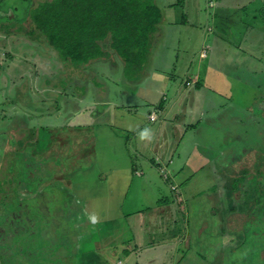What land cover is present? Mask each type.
<instances>
[{
  "label": "crops",
  "instance_id": "crops-1",
  "mask_svg": "<svg viewBox=\"0 0 264 264\" xmlns=\"http://www.w3.org/2000/svg\"><path fill=\"white\" fill-rule=\"evenodd\" d=\"M155 4L161 14L150 38L144 68L139 73L127 72L122 57L111 47V38L102 42V52L107 56L102 55L81 63L62 59L59 52L46 41L48 46L44 51L45 58L51 59V52H56L59 57L55 64L57 74L65 82L59 88L60 100L57 97L58 100L54 102V109H58V112L46 111V108L43 110L45 113L52 111L48 116L56 119V122L50 123L53 119L47 118L43 121L48 125L49 132V135L45 133L42 137L45 138L43 147L40 141V146L29 145L25 151L20 147L14 152L12 146L4 153L0 149V168L3 154L10 155L6 164L8 169L9 164H15L19 158L23 168L18 171L26 172L25 180L32 184L29 188L32 197L43 196L37 189L40 180L45 185L42 188L44 194H48L49 189L55 186L63 190L71 188L69 191L74 192L77 202L71 205L70 199H67L61 203L65 205L61 213L67 221L64 220L65 230L69 227L68 222L76 223L81 229L74 227L82 236L88 230L95 233L96 230L90 228L99 221H107L113 227L115 221L125 219L128 224L123 235L128 233L130 237L124 239L123 246L130 247V241H135L136 245L133 249L131 247V253L127 251L126 262L130 255L137 264H264V240L248 238L259 234L264 236V232L253 227L245 231L231 230L229 226L235 228L236 225L228 224L234 212H240L242 216H255L257 213L264 216V184L258 183L264 182V178L261 175L253 177V172H250L235 180L236 185H228L220 177L224 169L221 164L225 161L222 153L228 152V148L225 146L220 150L219 145L223 146V143L200 133L203 124L209 121L244 124V117H248L251 125H257L260 117L264 119V95L260 100L256 98L255 102L249 103L243 99L236 101L232 95L236 82L240 83L238 88L245 89L244 86H250L253 77L257 79L255 89L264 92V49L258 45L264 38V0H155ZM183 26H188L190 31L194 26L200 27L202 33L196 41H192L193 35L185 38L182 50L189 57L183 68H179L177 58L182 52L181 48L172 46L163 49L162 45L167 39L164 30H179ZM198 52L201 60L199 66H194L192 70L193 54ZM157 59H161L160 66L154 69L152 66L157 63ZM164 59L167 62L162 63ZM172 62L176 65L173 68L170 64ZM163 64H168V67L161 73L159 70H162ZM180 70L184 78L178 79ZM191 72L194 75L189 80L187 78ZM108 76L117 84L115 87L118 90L111 87ZM66 88L71 89V94L66 93ZM115 90L119 96L124 94L125 101L117 102L116 97L112 100L109 91ZM99 91L103 93L98 94ZM134 96L137 98L132 99ZM221 97L226 99L221 102ZM153 113L157 116L155 120L151 118ZM33 114V111L27 114L30 121L36 117ZM1 119L9 120L7 117ZM16 127H0V133L10 139ZM28 128L33 130L30 125L19 127L20 130ZM235 130L238 139V131L243 130V125H238ZM245 132L247 135L252 134L248 127ZM141 133L146 134L141 136ZM261 135L254 145L245 147L244 153L257 150V146H260L257 140ZM52 146L58 150L62 147V151L54 157H62L63 163L61 160L44 157L51 152L48 149H54ZM239 149L243 153L241 143ZM138 155L143 161L141 164L148 163L165 179L171 178L175 184L173 187L181 188L182 196L179 200H161L155 190L148 192L144 188L140 196L142 193L151 196L153 200H147L148 206L140 203L134 213L154 208L156 213L152 216L151 226L157 229L160 223L165 224L166 218L171 217L174 222H178L172 201L184 204V208L187 205L188 211L190 201L202 204L199 210L205 207L209 219H202L199 227L201 234L211 229V219L214 222L219 220V223L216 222L215 241L200 246L203 253L196 254L193 244L184 245L185 235L194 234L189 229L191 224L184 235L180 234V239L176 236V240L167 243L150 240L148 245L142 246L140 239L136 238V232L143 230L139 223L129 221L130 217L122 208L125 207L135 175L144 174L138 172ZM56 163L61 166L57 168ZM63 165H67L65 168L69 170H61ZM52 169L56 173L50 179L48 174H52ZM53 179L54 183L48 184ZM78 188L82 190L78 191ZM29 191L20 190L19 193L25 197ZM131 196L134 197V194ZM43 208L47 211L45 202ZM194 214L191 212V215ZM44 217L48 221L41 226L48 228L52 225L55 231V225H58L55 219L50 215ZM113 231L110 230V233ZM7 232L6 241H11L14 233L10 235ZM40 238L37 248L33 243H28L32 248L27 247V250L37 252L36 249H44L47 254L43 258L48 254L52 255L50 258L60 255L61 243L56 233L54 237ZM9 247L3 244L1 236L0 251L7 264H14L15 255L13 250L8 251ZM16 251L19 252L16 255L21 252L24 260L29 261L31 256L23 247H17ZM123 251H126L124 247ZM38 258L36 256L34 260ZM114 259L111 258L112 264ZM118 262L125 264L122 257ZM87 264L111 263H105L103 257L97 255Z\"/></svg>",
  "mask_w": 264,
  "mask_h": 264
},
{
  "label": "rangeland",
  "instance_id": "rangeland-1",
  "mask_svg": "<svg viewBox=\"0 0 264 264\" xmlns=\"http://www.w3.org/2000/svg\"><path fill=\"white\" fill-rule=\"evenodd\" d=\"M39 1L45 0H0V127L13 125L16 127L17 125V127L14 128V133H12V137H10V139L5 137L6 134L0 133V149H2V153L7 151L10 146L14 148V152L20 147L21 150L25 151L29 145H32L33 147L40 146V141H42L41 147H43L45 138L43 139L42 137L45 133H47L48 129V125H45L46 122L43 121H45V118L53 119L51 116H48L51 115L52 111L54 113L58 112V109H54V106L56 105L54 102L58 100L57 97L60 100V93H58L59 88L60 86L65 85V82L62 81L57 74L58 70L55 64L58 62L59 57H57L56 52H54V54L51 52V59L48 60V58H45L44 51L48 46V43L46 42L47 37H37L33 33L34 27L30 18V11ZM187 27L188 26H183V28H180L179 30H164V32H166L165 38L167 39L162 45V48L167 49L172 46H179L181 48V52L184 42L186 41L185 38H189V35H193L194 39L192 41H196L202 33L200 30L201 28L194 26L192 31H190ZM181 38L183 39L181 40ZM258 45L264 49V38L259 41ZM204 53L206 54V51H204ZM6 54H9L7 55V57H9L8 60H4L3 58ZM179 54L180 56L177 58V66L179 68H183L189 56L186 55L183 50ZM200 58V52H198V54L195 53V55L193 54L192 70L194 66H199V61L201 60ZM160 61L161 59H157V63L154 64L152 68H159ZM165 62L167 61L164 59L162 63ZM170 64L172 68L176 66L174 62ZM162 66L163 68L162 70H159V72L164 73L168 64H163ZM178 73V79L184 78L181 70L178 71ZM193 75L194 74L191 72L188 74L189 77L187 79L191 80V76ZM246 78H248V76ZM25 80L27 81L26 86L28 87L22 85V88H20L21 84L25 82ZM256 80L257 79L255 77L250 80V86L252 88H250V86L242 85L245 89L238 88L240 83L236 82L235 91L232 92L233 98L236 101L243 99L248 103L255 102L254 100L256 98L260 100L263 97L264 92L255 89ZM108 81L112 83L111 87L114 86L113 88L118 90V88L115 87L117 84L113 82V79L109 76ZM184 82H186V80ZM24 89H29V91L24 92ZM116 90L114 92L109 91V96L112 100L116 97L115 101L117 102L125 101L124 94L119 96L118 91ZM70 91L71 89L66 88L67 94H71ZM240 92L243 94L241 95ZM101 93L103 92L99 91L98 94ZM91 94H93V92H91ZM134 98L137 97H132V99ZM225 99L226 98L223 97L221 102ZM45 108L46 111L48 109L52 111L45 113L43 111ZM255 108L256 107H254V109ZM31 111H33L36 117L30 121L27 114ZM3 117H7L9 120H2L1 118ZM10 119H13L14 121ZM55 120L56 119L51 120L50 123H55ZM21 125H30L33 130L29 128L26 130H20L19 127ZM238 125H243V130L238 131L239 140L235 136V128ZM247 127L252 132L251 135L246 134L245 129ZM200 133L208 138L216 139L221 144L223 143V146L219 145L220 150L225 148V146L228 148V152L224 154L222 153V158H224L225 161L221 164V167L223 165L224 169L223 173L220 175L221 178L228 182V185H236L235 180L240 177H245L250 172H253L251 173L253 177L261 175L262 178H264L263 118L260 117V122L257 125H251L248 117H244V124H233L229 122L215 123L209 121L207 124H203V129ZM47 134L49 135V132ZM259 134L263 135H261V137L257 140V143L260 145L257 146V150L254 149L244 153L245 147H251L254 145ZM132 138H134V136ZM240 143L242 145L241 150L244 154L240 152ZM51 148H54V151L48 149V151L51 152L47 156L44 155V157L62 161V157H54L55 154L62 151V147H60L59 150L55 149L53 146ZM3 155V161H1L2 168H0V200L2 199L0 201V207L3 208L0 209V216H3L0 217V233L1 231H3V233L0 234V237L2 236L3 238V244L10 246L8 251L13 250L15 255L14 264L17 262H19V264H87L91 261L92 257L94 258L97 255H101L105 260V263L112 264L113 261H111V258H115L114 264H119L118 259L122 257L125 264H137L134 258H131L130 255L129 260L126 262V258L128 256L125 255L127 254V251L131 253V247L133 249L136 245H134L135 241H130L128 242L130 247L123 246L124 239H128L130 237L128 233H124L123 235V230L126 229L128 224L125 219L115 221L113 227L110 226V223L107 221L102 223L99 221L95 226L90 228L95 229V233L88 230L82 236L81 233L74 227L76 226L78 227L77 229H81V226L76 225V223L72 224L71 222H68L69 227L66 230L63 229V225L65 224L64 220L66 221V219L61 213L64 211L63 209L65 208V205H61V203L67 199H70L71 205H74L75 202H77L75 200L74 192L72 190L69 191L71 188L68 187L63 190L60 189L59 186H55L49 189L48 194H44L42 188L45 187V185H43L41 183L42 180H40L37 184V189L38 193L43 196L37 195L32 197V194L29 191L32 184L28 180H25L27 178L26 172L24 173L18 171V169L23 168V162L17 158L16 163L9 164L8 169L6 164L10 160V155ZM147 155L149 156V154ZM141 162L143 161L140 157V171L138 172L144 174L135 175V180L132 182L131 189L129 190V196L127 197L125 207L122 208L127 217H130L129 221L131 223H139L141 226L143 232H136L135 234L136 238L140 239V244L142 246H146L150 240L160 242V244L167 243L169 241L176 240V236L180 239V234L182 233L184 235L185 231L188 230V225L191 224L192 227H189V229L194 234L185 235L184 245L193 244L196 254L197 252L200 254L203 253L200 246L207 244L208 242L215 241L216 237L214 236L216 232V225L219 223V220L218 222L216 220V223L211 219V229L206 230L203 234H201L199 227L202 219L208 218V212L205 210V207L199 210V207L203 206L202 204L199 205L190 201L188 204V211L187 205H185L184 208V204L172 201V208L177 211L178 222H174V220L169 217L168 219H164V223L166 225L160 223L157 229H152L151 226V223L153 222L152 216L156 213L154 208H149V210H144L140 213H134V210L136 211L140 207V203H143V206H148L149 204L147 200L149 202L153 200L151 196L148 197L142 193L140 196V192L144 188L149 190L148 192L155 190L156 193L160 194L161 200L165 198L179 200L182 196L181 188L176 186L173 187L175 184L172 182L171 178L165 179L148 163L141 164ZM61 163H63V161ZM55 166L59 168L61 165L60 163H56ZM65 167H67V165H63L61 170H69ZM53 169L50 171L52 174H48L50 179L56 173ZM54 180L55 179L52 181L49 180L48 184H53ZM66 180L68 179L66 178ZM258 183L260 185L264 184L262 181ZM20 190H27L29 193L23 197L19 193ZM81 190V188H78V191ZM132 193L134 194V197L131 196ZM44 197L47 199H44ZM43 202H45V205L47 206V211L43 208ZM127 206L131 207L129 208ZM11 208L13 209L11 210ZM191 212H195L196 214L191 215ZM44 215H50L51 218L55 219L58 224L55 225V231L52 230V225H49L48 228H45L44 225L41 226L43 222L48 221L45 220L47 218L44 217ZM244 215L246 214H243V216L240 215V212H234L233 215H231L228 219V224L230 223L236 225L235 228L233 226H229L231 230L242 229L245 231L246 228L253 227L259 232H264V216L261 215V213H257L255 216ZM84 228L89 229L87 227ZM112 229H114V231L113 233H110V230ZM5 232L10 235L14 233V236L11 237L13 239H10L11 241H6L7 235ZM55 233L61 243L60 255L57 254L59 255V258L57 255L50 258L52 255L49 254L46 258H43V256L47 254L44 249L41 251L36 249L37 252L27 250V247L32 248L28 245V243H33L34 247L37 248L36 244L38 243V240H41L40 237H42V239L51 236L54 237ZM86 233L87 235H85ZM252 237L259 238V240L262 241L264 240V236L261 234L257 236H248V238ZM225 241L227 242L226 239ZM118 242H120L119 245H117ZM17 247H23V250L31 256L29 261L24 260L25 257L21 254V252L19 255H16L19 253L16 251ZM123 247L126 251H123ZM51 250H53V248H51ZM66 254L71 256L67 257ZM36 256L39 258L34 260ZM0 264H7L2 251H0Z\"/></svg>",
  "mask_w": 264,
  "mask_h": 264
},
{
  "label": "trees",
  "instance_id": "trees-1",
  "mask_svg": "<svg viewBox=\"0 0 264 264\" xmlns=\"http://www.w3.org/2000/svg\"><path fill=\"white\" fill-rule=\"evenodd\" d=\"M160 14L155 0H45L31 9L30 18L35 36L47 37L62 59L72 63L107 56L102 42L111 38V47L133 74L144 68Z\"/></svg>",
  "mask_w": 264,
  "mask_h": 264
},
{
  "label": "built area",
  "instance_id": "built-area-1",
  "mask_svg": "<svg viewBox=\"0 0 264 264\" xmlns=\"http://www.w3.org/2000/svg\"><path fill=\"white\" fill-rule=\"evenodd\" d=\"M203 55H205V53H204ZM151 118H152V119H156V114L153 113V114L151 115Z\"/></svg>",
  "mask_w": 264,
  "mask_h": 264
},
{
  "label": "clouds",
  "instance_id": "clouds-1",
  "mask_svg": "<svg viewBox=\"0 0 264 264\" xmlns=\"http://www.w3.org/2000/svg\"><path fill=\"white\" fill-rule=\"evenodd\" d=\"M156 118H157V116H156ZM153 120H155V119H153ZM146 133H141V136H143V135H145Z\"/></svg>",
  "mask_w": 264,
  "mask_h": 264
}]
</instances>
